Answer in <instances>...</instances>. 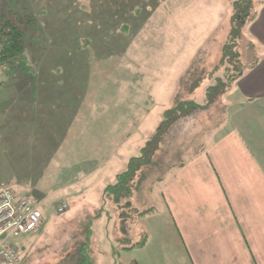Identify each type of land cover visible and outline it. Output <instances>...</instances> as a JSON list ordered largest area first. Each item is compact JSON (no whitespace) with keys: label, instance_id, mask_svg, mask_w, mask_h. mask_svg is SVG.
<instances>
[{"label":"rangeland","instance_id":"rangeland-1","mask_svg":"<svg viewBox=\"0 0 264 264\" xmlns=\"http://www.w3.org/2000/svg\"><path fill=\"white\" fill-rule=\"evenodd\" d=\"M262 1H248L247 18L261 13ZM233 4L231 0H0V15L5 14V20L10 15L16 20L12 13L18 12L21 18L31 16L37 22L28 26L26 39L39 46L27 52L32 55L29 59L37 70L36 79L44 80L40 98L33 96L36 89H30L34 100L25 96L20 126L0 134V182L17 194H29L44 219L36 233L9 241L14 247H24L21 264L59 263L74 237L89 245L93 264H135L138 258L154 264L147 249L122 250L145 235L148 249L155 252L165 243L174 246L161 195L174 177L173 170L149 194L142 190L134 195L137 213L144 211L143 216L132 214L122 222V210L112 203L104 205L97 219L93 216L100 206L102 185L137 156L163 112L171 108L179 81L191 64L197 59L194 71L202 74L218 64L230 31ZM246 27L242 35L248 40ZM248 43L238 41L241 63L247 61L244 54L251 62L256 52ZM228 66L229 70L225 65L219 67L227 83L241 65L235 68L234 59H229ZM16 74L12 79L0 74L4 111H18L20 91L15 81L24 80V85L29 79L19 71ZM41 81L30 79L28 85ZM202 88L195 93L199 100L203 99ZM226 95L187 119L203 136L183 158L195 145L203 143L206 150L230 128ZM187 97L182 94V99ZM28 154L41 155L49 165L43 171L30 170L39 174L37 183L33 174L24 177L23 166L32 165ZM42 159L39 165L46 162ZM13 178L24 181L10 184ZM57 181L60 187L54 186ZM64 204L65 211L57 213ZM176 262L169 257L164 264Z\"/></svg>","mask_w":264,"mask_h":264},{"label":"crops","instance_id":"crops-1","mask_svg":"<svg viewBox=\"0 0 264 264\" xmlns=\"http://www.w3.org/2000/svg\"><path fill=\"white\" fill-rule=\"evenodd\" d=\"M247 30L248 40L257 47L258 61L226 92L230 105L224 108L225 112L229 108L230 128L203 154L173 170L172 181L163 188L174 246L165 243L155 252L148 249L145 235L139 250L147 249L154 264H164L169 257L178 260L175 264H264V9L257 12ZM3 109L0 106V134L19 127L24 120V112ZM33 156L28 154L29 168L43 171L49 166L41 155ZM40 159L46 161L44 165H39ZM32 174L38 177L35 183L41 180L39 174ZM23 181L13 178L9 183L20 185ZM3 185L0 182V187ZM136 263L146 264L139 258Z\"/></svg>","mask_w":264,"mask_h":264},{"label":"trees","instance_id":"trees-1","mask_svg":"<svg viewBox=\"0 0 264 264\" xmlns=\"http://www.w3.org/2000/svg\"><path fill=\"white\" fill-rule=\"evenodd\" d=\"M231 1L234 4L233 14L230 19V31L226 39L227 42L221 48L218 64L214 65L212 71L206 74H202V71L200 73L194 71V65L197 59L191 64L190 68L179 81L171 108L163 112L159 125L144 143V146L139 150L137 156L131 158L123 170L118 172L111 181L101 187L100 206L93 216L95 219L102 213L104 205H108L109 203L116 206L118 210H122L120 214L122 222H125L132 214H135L137 217L143 216L146 214L144 211L137 213L138 207L135 205L136 196L134 195H137L142 190L149 194L152 190V186L162 182L169 171L183 168L189 162L204 153L202 143L200 145H195L193 148L194 150L191 148L193 150L192 153L187 154V156L183 158L185 153H189L188 150L190 146H193V144L203 136V133H196L197 130L193 129L194 124L189 125L187 119L194 118L199 110H203L214 104L221 95L227 92L230 87V82L236 81L243 74L244 70L252 68L258 61L257 47L253 42L245 39L242 35L245 25L247 26L245 31H247V28L257 15V12H254L250 18H247L248 1L251 2L252 0H247L245 5L241 3L242 1ZM262 3H264V1H262ZM12 14H15L16 20L11 19L12 15H10V18L6 17V20L4 17L6 16L5 14L0 15V74L12 79L16 78L18 75L16 71H19V74H21L20 76L29 78L25 79L26 84L24 85L22 84L24 80L15 81L16 87L18 91H20L18 94L19 96H17V107L18 110H20L26 108V102L24 101L26 100V95V97H30L32 100H34L32 98L33 96L40 98L43 93L40 89H44V87H42L44 86V80L41 81L36 79L38 75L34 73H36L37 70L30 63L31 61L29 58H31L32 55L27 52L39 46V43L33 44L32 39H26L28 26L34 27L37 22L31 16L28 18L23 16L21 18L18 12ZM241 39L249 42L248 45L251 46V49L256 51L255 54L252 55L253 60H251V62H248V54H244L247 58L245 63H241L240 61L243 59L236 49L238 41ZM57 50L62 49L59 48ZM45 57V61L48 62L47 59L50 58L49 54ZM229 59L231 61L234 59L236 64L235 68L241 66L234 72L233 76L229 79V83H227L223 81L224 78L222 77L219 67L225 65V70H229ZM41 71H43V66ZM30 79L36 82L41 81V83H37L38 85L36 84V86H29L28 82ZM45 82L47 84L48 81ZM202 86L203 99L199 100L195 97V93ZM30 89H36L37 92H33L34 95L31 96ZM182 94H186L188 96L187 99H182ZM183 126L189 127L183 130L181 128ZM27 165L23 168V170L27 171L24 172L27 173L24 177H28V174H31V168ZM3 186L10 188L17 196L31 198L26 192L17 194L8 184H4ZM151 210L153 211L154 209ZM146 212H148V210ZM77 240L76 238L75 241L74 237L72 245L67 249L66 257L57 264H93L89 252V245ZM145 240L146 236H144L140 242L134 243L129 247H123L122 250L127 251L140 248L144 245ZM23 249L24 247L22 246L17 247L20 255L19 264L22 263Z\"/></svg>","mask_w":264,"mask_h":264},{"label":"built area","instance_id":"built-area-1","mask_svg":"<svg viewBox=\"0 0 264 264\" xmlns=\"http://www.w3.org/2000/svg\"><path fill=\"white\" fill-rule=\"evenodd\" d=\"M59 207L57 213L65 211ZM43 215L36 202L17 196L6 186L0 187V264H19L17 247L9 241L36 233L43 225Z\"/></svg>","mask_w":264,"mask_h":264}]
</instances>
